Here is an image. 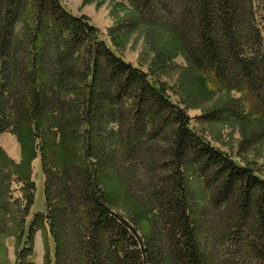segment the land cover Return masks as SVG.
Masks as SVG:
<instances>
[{"label": "trees", "instance_id": "16d2710c", "mask_svg": "<svg viewBox=\"0 0 264 264\" xmlns=\"http://www.w3.org/2000/svg\"><path fill=\"white\" fill-rule=\"evenodd\" d=\"M129 3L128 29L171 35L214 89L239 92L264 121L255 11L264 0ZM5 132L30 160L40 155L44 176L46 212L33 215L15 264H34L45 226L54 246L45 264H264V180L194 132L161 84L59 0H0ZM21 166L0 146V217L4 172ZM24 187L28 208L32 179ZM120 202L126 214L114 210Z\"/></svg>", "mask_w": 264, "mask_h": 264}, {"label": "rangeland", "instance_id": "374dc122", "mask_svg": "<svg viewBox=\"0 0 264 264\" xmlns=\"http://www.w3.org/2000/svg\"><path fill=\"white\" fill-rule=\"evenodd\" d=\"M59 1L72 15L86 18L117 56L161 84L171 101L185 110L194 132L264 180V121L261 123L259 114L249 110L239 92L214 89L168 33L153 28L128 29L132 11L129 0ZM255 11L264 51V11L260 6ZM16 34L21 38L22 23L18 24ZM0 146L13 163H22L19 169L4 172L8 188L4 200L9 208L0 217V264H15L18 251L28 247L26 238L33 215L46 212L44 176L40 155L30 160L16 135L0 134ZM29 178L35 185L34 201L26 208L29 190L24 185ZM115 187L119 191L120 187ZM122 204L113 208L126 214ZM43 228L35 231L32 254L27 257L34 264H45L47 251L51 263L54 260L49 229Z\"/></svg>", "mask_w": 264, "mask_h": 264}]
</instances>
